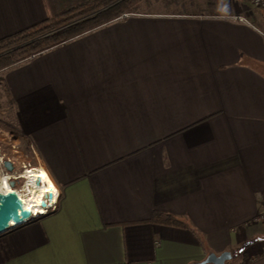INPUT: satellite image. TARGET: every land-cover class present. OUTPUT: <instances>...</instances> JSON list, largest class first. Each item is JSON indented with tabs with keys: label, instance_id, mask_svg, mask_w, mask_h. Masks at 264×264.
<instances>
[{
	"label": "crops",
	"instance_id": "0c3cea01",
	"mask_svg": "<svg viewBox=\"0 0 264 264\" xmlns=\"http://www.w3.org/2000/svg\"><path fill=\"white\" fill-rule=\"evenodd\" d=\"M83 1L0 0V39ZM236 8L142 0L2 72L58 200L0 234V264H199L264 235V32Z\"/></svg>",
	"mask_w": 264,
	"mask_h": 264
},
{
	"label": "trees",
	"instance_id": "16d2710c",
	"mask_svg": "<svg viewBox=\"0 0 264 264\" xmlns=\"http://www.w3.org/2000/svg\"><path fill=\"white\" fill-rule=\"evenodd\" d=\"M141 0H85L57 16L0 39V73L131 13ZM6 95L8 90L1 80ZM153 222L180 226L174 217L154 212Z\"/></svg>",
	"mask_w": 264,
	"mask_h": 264
},
{
	"label": "rangeland",
	"instance_id": "374dc122",
	"mask_svg": "<svg viewBox=\"0 0 264 264\" xmlns=\"http://www.w3.org/2000/svg\"><path fill=\"white\" fill-rule=\"evenodd\" d=\"M204 1L208 2V8L210 9L216 8L217 10H223L225 12L231 11L237 7L239 9L240 14L243 15L245 19L249 18V20L255 22V24L258 25L264 32V10H253L249 6L247 0H204ZM134 10L131 13H133ZM58 14L54 16H57ZM261 70L264 73V68H262ZM2 79L3 76L2 73H0V82H2L1 81ZM10 104L11 101L6 95L4 85L0 83V171L6 172L3 162L8 158H10L14 167V171L20 173L21 171L24 170V167L26 166L29 167L28 164L34 166V163L32 162L34 156L31 152V149L27 146V141L23 139L16 130L13 121L12 112L10 109ZM23 185H24V180L20 179L16 181L15 188L20 189ZM255 247H257L258 249L264 247V235L257 236L256 238H253L252 240L249 241L241 242L238 245V247H236L234 251H232L233 257L238 255L239 253H244V252L251 253L252 249H254Z\"/></svg>",
	"mask_w": 264,
	"mask_h": 264
},
{
	"label": "water",
	"instance_id": "95a60500",
	"mask_svg": "<svg viewBox=\"0 0 264 264\" xmlns=\"http://www.w3.org/2000/svg\"><path fill=\"white\" fill-rule=\"evenodd\" d=\"M4 168L7 172H13L14 167L11 161H4ZM10 185L13 187L14 182ZM47 197L52 198V193H48ZM41 206L45 207V202L41 201ZM33 217L31 210L25 206L21 197L15 190L5 193L0 192V234L5 233L13 227L20 226ZM232 254L230 251L222 252L217 255L215 253L209 254L199 264H226L230 261Z\"/></svg>",
	"mask_w": 264,
	"mask_h": 264
},
{
	"label": "bare ground",
	"instance_id": "6f19581e",
	"mask_svg": "<svg viewBox=\"0 0 264 264\" xmlns=\"http://www.w3.org/2000/svg\"><path fill=\"white\" fill-rule=\"evenodd\" d=\"M44 173L46 178L41 175ZM22 178H24V185L17 191L20 194L21 199L24 200V204L31 211L35 213H45L44 209L39 207V203L42 201L43 196L47 192L56 193V189L50 180L48 174L42 169H30L20 172ZM39 182V183H37ZM54 189V191H52ZM12 187L9 182L8 174L4 171H0V192L5 193L11 191ZM55 200L53 194V201Z\"/></svg>",
	"mask_w": 264,
	"mask_h": 264
},
{
	"label": "built area",
	"instance_id": "2783aa9c",
	"mask_svg": "<svg viewBox=\"0 0 264 264\" xmlns=\"http://www.w3.org/2000/svg\"><path fill=\"white\" fill-rule=\"evenodd\" d=\"M247 2L249 3V6L253 9V10H264V0H247ZM235 19H237V20H239V21H241V22H248L245 18H243V17H235ZM7 160H9V161H11L10 160V158H8ZM4 163V162H3ZM29 165V167H24V170L23 171H25L27 168H30V169H35L36 167H34V166H31L30 164H28ZM5 173H7L8 174V177H9V182L11 183V182H14V186L12 187V190H15L17 193H18V195L20 196V194H19V192L17 191L18 190V188H15L16 186H15V183H16V181H18V180H20V179H22V180H24V178H22V177H20L21 176V174L20 173H17V172H7V170H6V172ZM37 183H39V182H37ZM55 192V191H54ZM48 193H51V192H47L44 196H43V198H42V201H44L45 202V207H42L41 206V202L39 203L40 205H39V207L41 208V209H44V211H45V213L46 212H48L49 210H51V209H53L54 207H55V205H56V203H57V200H58V192L56 191V193H52V198H48L47 197V194ZM53 194H54V197H55V200L53 201ZM22 201L24 202V200L22 199ZM32 212V215L33 216H36V215H39V214H41L40 213V211H38V213H35L34 211H31Z\"/></svg>",
	"mask_w": 264,
	"mask_h": 264
},
{
	"label": "snow or ice",
	"instance_id": "6c2138e0",
	"mask_svg": "<svg viewBox=\"0 0 264 264\" xmlns=\"http://www.w3.org/2000/svg\"><path fill=\"white\" fill-rule=\"evenodd\" d=\"M42 176H44L46 178V175L44 173H41ZM52 191H54V189H52Z\"/></svg>",
	"mask_w": 264,
	"mask_h": 264
}]
</instances>
